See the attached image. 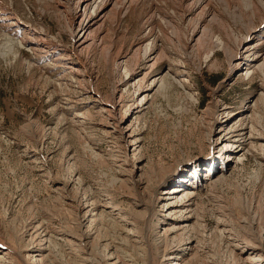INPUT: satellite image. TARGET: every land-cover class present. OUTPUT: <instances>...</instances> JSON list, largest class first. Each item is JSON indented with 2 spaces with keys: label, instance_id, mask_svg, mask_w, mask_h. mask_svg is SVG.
Here are the masks:
<instances>
[{
  "label": "rangeland",
  "instance_id": "374dc122",
  "mask_svg": "<svg viewBox=\"0 0 264 264\" xmlns=\"http://www.w3.org/2000/svg\"><path fill=\"white\" fill-rule=\"evenodd\" d=\"M27 4L29 10L26 14H21L24 20H32L34 26L49 30L60 41V45L71 47L65 20L60 16L62 14L52 7V1L46 4L32 0ZM166 5L169 4H165L167 9ZM139 6L141 7L142 3ZM214 6L221 12L219 20L211 22L212 24L207 23L208 21L198 24L196 20L189 24L181 23L178 27L180 42L173 37L168 38L172 48L169 59L175 58L176 61L184 63L190 87H193L189 90L199 93V101H191L186 95L187 91H183L184 88L174 82H169L167 88L154 92L148 102V108L137 118L139 157L126 156V146L117 134L109 133L110 120L100 112V108L108 107L115 87L126 78V64L115 69L114 55L118 54L121 46H124L125 51L130 49V52L136 48V43L143 34L144 22L151 19L147 17V20H142L139 7L126 17L117 13L114 19H110L112 14L108 13V32L105 31L99 38H102L103 44L100 48L89 49L90 51L82 56L87 68L81 70H84L87 77L83 83L79 82V87L82 88L78 90L80 93L75 94V91L69 89L67 94L74 109L83 113L87 119L82 129L71 124L68 112L63 111L61 114L57 103L60 94L51 87L43 71L36 67L31 68L27 64L26 56L24 60L15 62L12 55L4 59L0 56V242L12 248L24 245L23 233L32 219L46 222L58 238H61L64 230L65 234L73 235L74 229H78L67 198L77 196L78 202L101 204L107 199L120 208L136 223L137 235L144 241L146 237V245L151 248L153 264H162L161 252L165 248L169 249L172 245L186 248L184 238L180 234L168 235L164 239L156 235L158 226L162 225L160 213L149 221L147 208L150 207L151 197L156 189L155 178L166 173L167 176L170 175L169 180H172L179 168L192 164L196 158L210 156L211 151L203 127L204 113L211 109L210 90L216 89L218 100L233 107L235 111L257 103L258 110L253 112V122L256 121L255 124L260 126V132L264 135V101L258 97L261 85L264 86L261 73L244 80L238 75L240 71H236L230 77L232 80L228 81V61L233 53V46L243 39L249 30L257 29L261 20L243 0H229L228 5L225 0H214ZM256 7L263 12V7ZM44 8L48 10L44 11ZM168 9L172 10L170 7ZM174 17L179 20L180 11L175 10ZM199 27L201 31L208 27L209 31L206 32L213 36H219L220 31L224 30L228 36L225 38L228 49L216 47L217 45H213V41L208 38L199 40L196 44L192 42L191 45L190 35L186 33L190 34ZM107 46L112 47L110 55L113 58L109 62L106 58L108 53L102 48ZM211 50H214L215 57L207 63L205 55ZM143 55L142 51L136 53V57L131 55L137 60L127 64L128 69L133 68L132 65L138 63ZM73 57L74 62L78 63L77 56ZM168 60L157 65L154 73L165 72ZM91 90L92 95H80L82 91L86 93ZM135 91L136 88L131 84L123 88L120 102L122 106L119 107L121 115L125 113V105L132 103ZM219 154L220 152H216L215 157ZM262 154L264 153L247 152L242 163L234 165L215 185L199 192L194 206L198 217L194 232L199 245L193 251L196 256L190 255L187 260L184 259L186 264H206L205 261L209 257L219 258L220 261L225 259L221 236L214 230V214L219 215L224 211L229 229L233 225L239 236L243 235L241 228L246 221L255 219L258 227L264 226ZM137 158L145 168L144 180L149 185L146 191L141 187L133 189L129 182L130 177L134 175V165L131 162ZM50 176L57 179L55 186L69 183L73 191L68 192L69 195L56 191L54 183L49 180ZM137 177L136 175L134 179L138 180ZM122 180L127 184H123ZM165 185L171 188L174 183L169 181ZM162 187L157 189L156 195ZM100 196H103V200L99 199ZM108 219L104 220V223L101 222L100 228L110 238L116 234L114 235L115 228ZM146 221L150 222L149 226ZM199 224L205 228H201ZM124 238L125 233L116 236V245L121 246ZM54 245L64 249L69 247L65 240ZM200 250L207 253L202 254ZM11 256L15 258L13 254ZM18 261L21 262L19 259ZM47 264L78 263L69 259L62 249H58L51 255L50 260H47Z\"/></svg>",
  "mask_w": 264,
  "mask_h": 264
},
{
  "label": "bare ground",
  "instance_id": "6f19581e",
  "mask_svg": "<svg viewBox=\"0 0 264 264\" xmlns=\"http://www.w3.org/2000/svg\"><path fill=\"white\" fill-rule=\"evenodd\" d=\"M30 1L32 0H0V56L4 59L12 55L13 62L24 60L26 56L27 64L31 68L36 67L43 71L48 77L51 87L60 94L57 103L60 106L61 114L63 111L68 112L67 116L76 128L82 129L85 126L84 121L87 119L83 113H78L74 109L73 102L67 94L69 89L75 91V94L80 93L78 90L82 88L79 87L81 85L79 82L83 83L87 77L84 70H81V68H87V64L82 58L83 54L87 53L89 49L101 47L103 41L102 38H99L108 30H106L108 21L114 19L117 13L126 17L134 13L138 7L141 9L142 20H147L145 19L147 17L151 19L144 22L143 34L136 43V48L131 49L130 52V49L125 51L124 46H121L118 54L113 58L110 55L112 47H102L106 50L105 53H108L107 62L114 59L115 69L126 64L125 80L115 87L108 107L100 108V112H103L110 120L109 133L117 134L122 140L126 146V156L135 155L136 157L140 152V139L136 135L137 118L148 108V102L154 92L164 89L169 82H174L184 88L183 91H187L186 95L191 101H199L197 98L199 93L189 90L193 87H190L189 75L184 63L176 61L175 58L169 59L172 48L168 38L173 37L177 42H180L178 27L181 23L189 24L196 20V23L200 24V22L211 23L219 20L221 12L214 6V0H138L137 2L134 0H51L52 7L62 14L60 16H63V20H65L67 32L71 38V47L60 45V41L49 30L44 27L38 28L31 23L32 20L22 18L21 14H26L29 10L27 3ZM36 1L46 4L51 2L49 0ZM225 1L228 5L229 0ZM243 2L252 8L254 15L260 18L258 19L261 20V25L257 29L249 30L248 34L243 39L237 40L238 42L236 41L237 43L233 46V53L228 61L230 70L228 81L232 80L230 77L236 71H240L238 75L244 80L259 73L264 78V52H262L264 50V0H243ZM140 3H142L141 7ZM165 4H169L166 5L167 9ZM256 5L263 7V12ZM169 7L172 10H169ZM46 10L48 9L44 8V11ZM175 10L180 11L179 20L174 17ZM108 13L112 14L110 19H107ZM207 30L209 31L208 27L202 31L199 27L190 34L186 33L190 35L191 45L192 42L196 44L199 40L208 38L213 41V45H217L216 47L223 50L228 49L227 40H225L228 36L224 30L220 31L219 36H213L206 32ZM140 51L144 55L138 63L132 65L133 68L128 69L127 64L134 62L135 59L132 56ZM214 53V50L208 52L205 55V62H211L215 57ZM73 55L77 56L78 63L74 62L75 56L73 57ZM165 60H168L165 72L155 74V67ZM129 84L136 88L135 96L131 104L125 105V113L121 115L119 107L122 106L120 103L122 102V91ZM82 92L80 95L86 96L92 90L87 91L88 93ZM210 93L211 109L210 111L206 110L203 118V127L211 151L210 156L196 158L192 164L179 168L172 180H169L168 176L170 175L167 176L166 173L155 178L156 189L153 191L151 202L149 201L150 207L147 208L148 220L155 219L154 217H158L160 213L159 218H161L160 224L162 225L158 226L156 235L163 239L168 235H181L186 246L185 249L173 245L169 249H163L162 258H160L162 264H186L184 259L190 255L196 256L193 251L197 249L199 242L194 230L198 217L194 206L199 192L215 185L234 165L238 162L242 163L247 152L264 153V135L260 132V126L255 124L256 121L253 122V112L258 110V104L254 103L241 111H235L233 107L218 100L216 89H211ZM259 96L262 98L261 101H264V86L262 85ZM216 152H220L217 157H215ZM139 161L140 159L137 158L133 163L131 162L134 165L132 170L134 175L132 174L129 182L133 189L141 187L146 191L149 185L144 180L145 168ZM136 175L138 180L134 179ZM55 179L52 176L49 178L54 186ZM125 181L128 183L127 179ZM125 181L122 180V183L127 184ZM169 181L174 183L171 188L168 187L169 185H165ZM69 185L71 184H57L54 188L58 192L68 194L72 190ZM161 186H163L161 191L156 195L157 189ZM100 197L99 199L103 200V196ZM78 199L77 196L67 198L73 209L74 223L78 231L74 229L75 233L71 236L65 234V230L61 231L62 236L58 238L46 222H37L32 219L29 222V227L23 233L24 245L12 248L0 242V264H47V260H50L51 255L58 249H62L69 259H73L78 264H153L151 248L149 249L150 246L146 245L148 242L146 237L144 238L147 242L137 235L136 223L131 221L120 208L107 199L101 204L78 202ZM94 200L97 199L94 198ZM106 217L109 218L107 221H110L115 228L114 235H116H113L114 237L108 238V235L100 228L101 222L104 223ZM215 217L214 230L218 231L221 236V244L225 248V259L220 261L219 258L209 257L205 261L206 264H264V226L258 227L254 222L255 219L246 221L245 225L241 226L243 232L241 238L237 235L238 232L233 225L229 229L224 211H221L219 215L214 214ZM148 223L147 226H149ZM106 226L104 225V227ZM104 227L103 229H105ZM200 227L205 228L204 225H200ZM122 233H125V240L121 246H117L116 236H121ZM62 240L69 243L67 249L54 245ZM199 252L207 253L204 250ZM12 254L15 258L11 256Z\"/></svg>",
  "mask_w": 264,
  "mask_h": 264
}]
</instances>
